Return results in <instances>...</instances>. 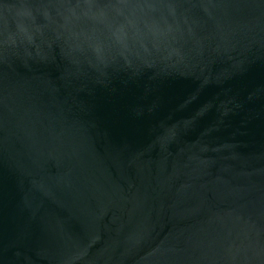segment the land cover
Here are the masks:
<instances>
[{
  "label": "water",
  "instance_id": "1",
  "mask_svg": "<svg viewBox=\"0 0 264 264\" xmlns=\"http://www.w3.org/2000/svg\"><path fill=\"white\" fill-rule=\"evenodd\" d=\"M0 264H264V0H0Z\"/></svg>",
  "mask_w": 264,
  "mask_h": 264
}]
</instances>
